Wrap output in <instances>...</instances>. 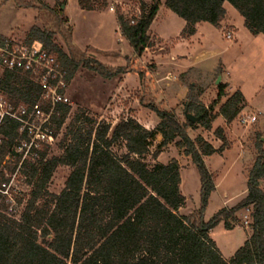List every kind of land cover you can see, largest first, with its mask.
<instances>
[{
  "label": "trees",
  "instance_id": "trees-1",
  "mask_svg": "<svg viewBox=\"0 0 264 264\" xmlns=\"http://www.w3.org/2000/svg\"><path fill=\"white\" fill-rule=\"evenodd\" d=\"M13 1L19 7L52 14L69 54L55 43L54 33L49 30L33 27L25 40L28 44H42L44 50L56 58L66 73L68 84L82 66L104 79L136 73L141 87L147 90V72L136 66L134 60L153 47L149 31L163 2L166 9L186 23L181 33L183 40L193 37L200 24L219 28L226 16V4L243 17L252 36H264V0H151L150 5L139 1L141 16L138 19L117 10L118 28L133 51V60L115 68L87 57L72 44V31L64 28L67 21L62 18L66 0L59 12L47 6L36 9L33 0ZM8 2L4 0V5ZM78 4L83 11L96 9L93 0H78ZM104 6L106 4L100 8ZM5 40L0 36V42ZM225 88L222 84L218 86L217 100L209 108L187 105V110H196L199 118L196 124L181 123L175 113L142 99L141 103L159 120L155 129L148 130L135 120H129L120 123L111 137L110 127L106 125L87 132L71 130L60 157L48 158L40 141L32 143V137L21 130L18 121L5 118L0 123V164L17 155L15 166H19L21 186L25 185L22 188L25 198L14 203L19 207L25 201V205L20 214L14 211L9 192L3 190L10 180L0 179V264H264L263 149L258 148V158L249 172L247 196L236 206L221 209L208 222L204 218L210 195L216 190L204 158L217 155L222 149L216 150L202 137L192 141L188 130L196 125L207 131L212 129L209 114L225 97ZM41 94L40 86L29 75L4 70L0 96L15 112L20 106L25 107V119L40 105ZM245 104L243 94L237 91L221 106L219 113L227 123H232ZM70 112L69 105L59 104L48 123L54 124L58 132ZM48 135L56 137L53 132ZM158 135L163 140L153 154L155 158L179 139L178 147L184 149L185 156L192 159L200 174L202 205L187 216L179 214L186 205V198L180 189L182 178L178 162L173 160L154 167L144 162L150 154L151 142ZM216 135L225 144L222 130ZM117 142H124L127 150L121 160L111 152ZM17 150L21 154H16ZM60 166L69 168L70 174L62 192L54 195L49 192V185ZM248 210H251V233L226 261L210 233L221 223L227 231L233 230L232 222H237V214Z\"/></svg>",
  "mask_w": 264,
  "mask_h": 264
},
{
  "label": "rangeland",
  "instance_id": "rangeland-1",
  "mask_svg": "<svg viewBox=\"0 0 264 264\" xmlns=\"http://www.w3.org/2000/svg\"><path fill=\"white\" fill-rule=\"evenodd\" d=\"M93 1L96 9L94 12H88L81 11L78 0H66L62 15L67 21L64 28L71 29L72 44L87 57L107 66L124 67L127 60H133V51L118 30L115 18L117 12L109 11L107 0ZM128 1L133 5L119 8L128 17L135 13L139 1L151 4V0H123L125 4ZM63 2L64 0H33L32 4L36 9L47 6L59 12ZM103 4L106 6L100 8ZM161 7L162 10L149 33L153 47L147 49L140 59L134 60L136 66L147 72L148 89L141 87L136 73L104 79L81 66L65 92L71 104V112L65 124L57 132L54 124L47 123V130L56 134V137L52 141L40 137L39 141L42 144L41 149L47 151L48 158H51L62 155L66 135L71 130L82 129L87 132L106 125L110 127L111 137L120 123L129 120H135L144 128L153 130L159 120L141 103L142 99L146 103L155 102L163 110L175 113L180 122L185 123L184 113L188 104L209 108L217 100L219 85H216V82L221 76V84L226 86L225 97L209 114L212 129L207 131L201 125H196L188 130L192 141L202 137L216 150L222 149L217 156L210 158L206 165L208 170L210 168L215 186L217 185L210 195L204 213L205 221L208 222L222 208H232L245 198L249 172L259 155L258 148L264 150V36L253 37L246 29L243 17L231 5L226 4L228 19L223 26H219V31L213 32L207 28L211 27L209 24H202L200 33L209 39L207 43H202L200 36L191 43V47L184 45V51L177 53L174 51L175 46L184 41L181 34H178L184 21L165 9L164 2ZM51 15L46 11L19 7L13 0H9L5 5L4 0H0V36L26 39L27 33L33 27H39L53 32L55 43L69 54ZM235 28L242 42L239 45H235L234 41ZM229 33L233 36L232 40L226 38ZM3 74L4 69L0 66V80ZM237 91L243 94L246 103L253 110L244 107L235 121L227 123L219 113L220 108ZM40 106L44 111L48 110V104L44 101H40ZM187 111L196 116V110ZM253 116H257L255 124H242L243 118ZM77 118L79 122H76ZM44 120L39 118L28 122L34 129L31 134L27 131L28 136L32 137V143H37L35 136L41 134L36 130L43 129ZM219 129L223 132L225 144L216 135ZM162 140L158 135L151 142L150 154L144 158V162L149 167L166 165L173 160L178 162L182 178L180 189L186 198V205L180 211L181 215L187 216L198 211L202 205L200 174L192 159L185 156L184 149L178 147L179 139L162 149L159 157L155 158L153 154L158 151ZM16 152L21 154L20 150ZM111 152L116 158L123 159L127 155L124 142H117ZM25 157L26 152L23 159ZM16 160L17 155H12L0 164V179L10 180L5 189L3 186V190L5 193L9 192V198L13 201L12 208L20 214L25 201L19 207L14 202L24 200L22 188L24 189L25 185L21 186L22 180L19 166H15ZM69 174V168L58 167L50 182L49 192L59 195ZM261 184L264 192V180ZM225 202L228 205L224 207ZM246 215L248 216V212L242 211L237 222H232L236 227L234 231H227L224 224H220L210 233L226 261L244 245L247 235L251 233L250 221ZM245 221H248V225Z\"/></svg>",
  "mask_w": 264,
  "mask_h": 264
},
{
  "label": "built area",
  "instance_id": "built-area-1",
  "mask_svg": "<svg viewBox=\"0 0 264 264\" xmlns=\"http://www.w3.org/2000/svg\"><path fill=\"white\" fill-rule=\"evenodd\" d=\"M107 5L110 12H117L119 8L132 6L133 4L128 1L126 4L123 0H107ZM144 1V0H143ZM129 3V4H128ZM134 14L130 18L138 19L141 16L140 6L134 10ZM226 38L232 40L233 36L229 33ZM0 66L4 70L22 72L30 76V79L38 84L42 90L41 100L48 104V112L41 109L40 105H36L29 116L26 117V108L20 106L18 111L15 112L14 108L9 106L5 98L0 96V123L5 118H10L18 121L21 124V130L33 133L34 129L31 128L28 122L35 121L39 118L45 124L43 129H37L41 135H37L36 141L39 142L40 137L43 140L47 139L52 141L53 138L48 135L50 131L47 130V123L50 116L53 114L57 105H71L69 99L65 96L68 88L66 80V73L62 71L54 56L44 50L42 44L34 42L28 44L25 39L17 37L6 38L4 42H0ZM257 122V116L250 118H243L242 124L253 125ZM34 143V141H33ZM248 225V221H245Z\"/></svg>",
  "mask_w": 264,
  "mask_h": 264
},
{
  "label": "crops",
  "instance_id": "crops-1",
  "mask_svg": "<svg viewBox=\"0 0 264 264\" xmlns=\"http://www.w3.org/2000/svg\"><path fill=\"white\" fill-rule=\"evenodd\" d=\"M166 9V8H165ZM226 9V8H225ZM162 10V7H160V10H159V12H158V15H157V17L159 16V14H160V11ZM82 11V10H81ZM94 12V11H93ZM112 13V12H111ZM115 17V16H114ZM157 17H156V19H155V21L153 22V24H152V26H151V28H150V31H149V33L151 32V30H152V28H153V26H154V24H155V22H156V20H157ZM116 18V17H115ZM226 19H228V15H227V12H226V16H225V18H224V20L220 23V25L221 26H223L225 23H226ZM185 26H186V23L184 22L183 23V25L180 27V30H179V32H178V34H179V36H180V34L182 33V31H183V29L185 28ZM211 26V25H210ZM229 26H231L230 24H229ZM117 27H118V24H117ZM201 27H202V24H200V25H198L197 26V32H196V34L193 36V37H191L189 40H184L182 43H179V44H177L175 47V50L174 51H176L177 53L179 52H181V51H184V49L185 48H183L184 47V45H190V47H191V43L195 40V39H197L198 37H200V36H202V43L204 42V43H207V41L209 40L208 38L206 39V35H204L203 36V34H201L200 33V29H201ZM213 26H211V27H207L209 30H212L213 32H215V31H219L218 30V28H215V27H213ZM118 30H119V28H118ZM212 31H211V33H212ZM237 28H235V31H234V35H235V45H239V43H242L240 40H239V36L237 35ZM1 35V34H0ZM210 35V34H209ZM160 36V35H159ZM2 37H4V38H8L9 36H2ZM211 36H209V38H210ZM253 37H255V36H253ZM160 38H162L161 36H160ZM162 39H164V40H166L165 38H162ZM186 47V46H185ZM193 47V46H192ZM95 49V48H94ZM187 49V48H186ZM95 50H97V49H95ZM99 51V50H98ZM103 53V52H102ZM171 59L173 60L174 58L173 57H171ZM192 67H193V64H192ZM221 81H222V77H221ZM245 106L246 107H249L248 106V104L246 103L245 104ZM249 108H251V107H249ZM252 109V108H251ZM253 110V109H252ZM214 156H217V155H214ZM214 156H211V157H205V159H204V161H205V163H206V165H208V160L210 159V158H212V157H214ZM221 157V156H220ZM209 170H210V168H209ZM261 186H262V184H261ZM216 187H217V185H216ZM262 189V188H261ZM246 196H247V189H246ZM245 196V197H246ZM226 205H228V204H226V202L224 203V207L226 206ZM223 209V208H222ZM248 212V216L246 215L245 217H248L249 218V221L251 220V217H250V215H251V210H248L247 211ZM179 214H181V211H179ZM241 214V212L240 213H238L237 214V218L239 217V215ZM244 214V213H243ZM221 224H223V223H221ZM236 228V227H235ZM235 228L233 229V230H230V232L231 231H234L235 230ZM250 234H248L247 235V237L249 236ZM236 253V252H235Z\"/></svg>",
  "mask_w": 264,
  "mask_h": 264
},
{
  "label": "water",
  "instance_id": "water-1",
  "mask_svg": "<svg viewBox=\"0 0 264 264\" xmlns=\"http://www.w3.org/2000/svg\"><path fill=\"white\" fill-rule=\"evenodd\" d=\"M220 84H221V76H219V78L216 82V85H220ZM184 117H185L186 121L193 123V124H196L199 120L198 117L194 116L193 114L188 113L187 110L184 113Z\"/></svg>",
  "mask_w": 264,
  "mask_h": 264
}]
</instances>
